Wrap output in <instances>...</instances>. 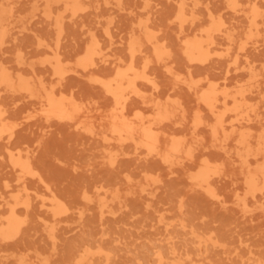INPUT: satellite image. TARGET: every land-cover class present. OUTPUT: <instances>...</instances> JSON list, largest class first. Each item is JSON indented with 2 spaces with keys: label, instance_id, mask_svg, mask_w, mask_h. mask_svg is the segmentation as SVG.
Here are the masks:
<instances>
[{
  "label": "rangeland",
  "instance_id": "rangeland-1",
  "mask_svg": "<svg viewBox=\"0 0 264 264\" xmlns=\"http://www.w3.org/2000/svg\"><path fill=\"white\" fill-rule=\"evenodd\" d=\"M45 1L0 0L6 11L0 65L13 76L40 79L57 95H72L80 111L71 122L46 117L37 98L0 91L12 133L0 138V221L15 199L29 204L20 231L0 238V264H71L88 241L110 255L94 264H153L156 248L188 254L195 264L264 261V186L248 190L236 142L242 128L253 149L264 143V0H85L74 15L53 5L50 17ZM211 20L222 22L223 33L202 60L188 59L183 41L199 36ZM146 34L162 50L161 60L154 59ZM92 36L101 54L83 70L78 63ZM132 38L142 51L136 62H147L153 83H138L141 96L130 98L128 107L145 117L155 113V103L168 109L169 118L158 125L161 148L176 137L189 159L180 153L163 161L109 130L112 98L91 78L109 80L117 62L128 63ZM55 48L64 70L60 81L48 63ZM209 83L245 95L237 113L232 102L218 107L230 133L221 145L211 136L214 116L195 93ZM11 156L27 159L34 175L21 176ZM203 160L219 165L210 177L216 197L190 179ZM53 197L66 209L56 216L49 210Z\"/></svg>",
  "mask_w": 264,
  "mask_h": 264
},
{
  "label": "bare ground",
  "instance_id": "bare-ground-1",
  "mask_svg": "<svg viewBox=\"0 0 264 264\" xmlns=\"http://www.w3.org/2000/svg\"><path fill=\"white\" fill-rule=\"evenodd\" d=\"M82 1L85 0H46L45 10H47V16L50 17L53 5L57 7L62 6L65 11L74 15L76 11L82 9ZM182 13L183 12L181 11L178 16L179 24L183 23L184 18ZM5 14L6 11L1 7L0 26H4L3 16H5ZM255 16L256 12L254 10L252 12L251 22H254ZM54 22L59 30H61L60 19L56 17L54 18ZM221 24V21L211 20L207 27L200 30L199 36H196L193 39L186 38L183 41L186 57L190 60H202L207 55L210 47L214 45L215 36L219 32L223 33L224 29L220 28ZM146 41L153 47L152 53L154 59L157 61L161 60L163 52L157 47L156 41H154L148 34H146ZM38 45H42V43L38 42ZM127 48L129 55L128 63L123 65L121 62H117L112 78L109 80H103L98 77L91 78L112 98V108L110 109V112L105 115L109 122V130L116 135V138L119 141L129 140L134 143V145L142 146L146 154L159 156L163 161H169V157L179 155L180 153H184L183 155L187 159L191 158L190 152H183V143L176 137H170L169 142L164 149L161 148L159 143L160 133L158 131V125L159 122L169 118L170 113L168 109H161V107L155 103L153 104L155 113L151 117H145L138 111L132 112V109L128 107L130 98L141 96L138 83H153V81L149 78L146 72L148 66L147 62H143L141 66H138L136 62L137 56H140V53L142 52L140 42L132 38L129 41ZM101 50L99 41L92 36L82 60L78 63L80 67L83 70H88L90 66H93V61L101 54ZM18 60L21 61L20 58ZM48 63L51 73L56 77L57 81H60L63 77L64 70L62 67V59L57 48L53 50ZM195 84L196 82L194 81L188 82L189 88L192 86L194 87ZM53 89L52 86L49 88L46 87L40 79H31L22 74L13 76L5 66L0 65V91L6 90L11 93L23 92L30 98H37L43 106L42 111L46 117H55L59 120L71 122L76 115L79 114L80 108L78 104L74 101L72 95L65 96L62 93L57 95ZM195 93L198 102L214 116V123L210 125L211 136L214 141H218L221 145L220 141H224L228 138L230 133L226 132V127L224 125V112H219L218 107L220 104L226 106L229 102H232L233 107L230 110L237 113L242 109V105L245 103V95L239 91L228 93L212 83H209L206 89L200 93ZM7 121V108L0 100V138L6 132L8 139L12 136ZM200 121V117L197 116L195 124L197 125ZM236 136L237 156L240 166L244 170V180L248 190H254L258 184L264 186V143L257 141V146L253 149L251 147L252 143L249 140L250 134L247 131L242 130V128H240ZM10 158H12V156ZM21 158L22 157L18 156L11 160L16 171H18L21 176L34 175L31 163L27 159ZM259 160L260 162L253 167L252 164ZM218 170L219 165H213L208 160H203L200 163L199 169L194 174L190 175V179L194 185L211 196L216 197V194L211 187L210 177ZM51 200L52 203L49 210L52 216H56L61 211H66L65 208L61 207L55 197ZM19 203L20 202L15 199L14 204L9 208L8 214L0 221V238L17 234L21 227L27 222L29 204L25 201L20 203L23 205V210L26 213L24 217H21L16 208V205ZM104 206V200L98 202V207L101 211H103ZM198 243L201 246L200 240ZM92 244L93 243L90 241L83 244L82 249H79L72 257L71 264H94L96 260H109V253L104 250L101 245L98 244L93 246ZM150 255L153 264H195L188 254L180 255L174 249L163 252L159 248H156L151 251ZM252 260L253 262H251V264H264V261L260 259L252 258ZM147 261L148 260H146V262ZM41 264L48 263L44 261ZM242 264L250 263L243 262Z\"/></svg>",
  "mask_w": 264,
  "mask_h": 264
}]
</instances>
